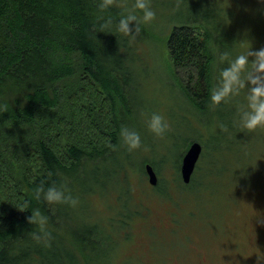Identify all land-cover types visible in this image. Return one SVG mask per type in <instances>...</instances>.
<instances>
[{"label":"trees","instance_id":"1","mask_svg":"<svg viewBox=\"0 0 264 264\" xmlns=\"http://www.w3.org/2000/svg\"><path fill=\"white\" fill-rule=\"evenodd\" d=\"M224 1L236 10L222 1L220 15L205 11L200 18L177 20L154 34L141 23L138 34L125 35L118 31L121 15L129 12L122 0L104 10L99 8L102 0H0V264H107L105 255L111 252L116 255L108 264H125L121 247H113L105 227L107 210L95 205L98 199L90 193L116 185L119 204L130 208L118 220L128 238L123 243H128L134 223L151 211L141 197L133 204L134 173L148 178L145 166L154 167L158 183H140L156 190L153 197L164 195L170 181L176 196L177 189L187 192L202 184L205 160L208 164L213 149L200 133L183 142L176 170L169 168L174 175L164 185L162 160L147 157L135 163L119 133L122 125L132 129L137 122L135 94L147 75L139 71L137 51L147 49V39L160 42L163 67L179 86L183 101L201 116L207 115L211 89L220 82L221 54L237 56L264 47V0ZM242 3L247 7L241 9ZM108 19L112 23L101 31ZM237 96L243 106L233 113L240 122L224 123L230 135L219 145L227 150L236 145L240 169L218 180L228 188L241 185L231 188L235 209L249 192L264 196V128L242 127L247 88ZM230 113L219 108L217 115L227 120ZM195 141L201 143L202 153L191 181L185 183L182 159ZM214 163L211 158L209 164ZM131 166H137L133 174ZM41 182L45 192L66 185L78 204L48 203L43 193L37 199L34 189ZM34 209L47 217L50 247L33 239V232L40 233L38 225L27 221ZM133 216L129 231L126 225ZM200 223L221 234L215 225Z\"/></svg>","mask_w":264,"mask_h":264},{"label":"rangeland","instance_id":"2","mask_svg":"<svg viewBox=\"0 0 264 264\" xmlns=\"http://www.w3.org/2000/svg\"><path fill=\"white\" fill-rule=\"evenodd\" d=\"M222 1L226 3L224 0H179L177 7L178 0H150L156 18L146 25L154 34L177 20L200 18L205 11H213L220 15L225 7ZM123 2L127 10L134 11L137 18L142 21V11L134 10L132 7L135 0H122V5ZM226 4L236 10L234 5ZM245 7L246 3L240 5L241 9ZM168 31L169 28L166 32ZM150 32L147 31L149 36ZM142 43L145 44V41H137V44ZM146 44L145 51H137L139 71L147 75L142 79L145 84L142 90L135 91L137 122L132 129L140 134L141 147L133 151L134 162L138 163L147 157H154L159 162L162 160L161 164L164 167L160 171V177L164 185L165 180H170L174 175L169 168L176 170L182 155L183 142L193 134L200 133L205 137L208 148H211L210 151L213 149V152L208 157V164L205 160L202 184L187 192L177 189L179 193L177 196L174 189L176 187L170 181L164 195L160 193L159 196L153 197L154 194L151 195V192L156 190L146 185L148 183L146 175L140 172V175L135 174L133 169L137 166L129 168V173H134L132 176L134 206L140 202L138 199L141 197V201L145 202L151 211L142 218L143 221L134 223L132 233L130 232L132 241L128 243H123L128 238H125L124 228L118 220L121 218L120 214L125 212L127 214V209L130 208L119 204L117 197L119 189L115 185L100 191L102 187L99 186L97 190L91 192V196L98 199L94 201L95 205H104L107 210L104 214L105 227L113 236V247L115 246V249L121 247V258L125 264H256L258 257L264 261V196L249 192L240 198V206L235 209L237 200L231 188L236 185L240 188L241 185L234 184L228 188V185L224 187L223 183L218 181L229 179L240 169L236 145L230 150L219 145L229 138L227 135H230L228 130H225L224 123L240 122L233 113L243 106L238 102L239 97L230 96L227 102H221L219 105L210 102L207 115H199L196 109L183 101L178 92L179 86L163 67L160 42L155 38H149ZM235 57L230 55V59ZM227 66L228 61H224V66L219 64L217 68ZM177 74L181 75L179 70ZM219 108L231 111L227 120L218 117ZM153 112L163 115L169 124V130L163 136H156L147 127V120ZM211 158L215 162L213 165L209 164ZM142 180L146 183L143 186L140 184ZM101 205L100 209H103ZM229 209L230 213L225 215ZM135 217L133 216L126 225L127 230L131 231L130 224ZM200 222L215 225L221 234ZM225 227L226 234L223 232ZM115 255L112 252L105 255L107 264L113 261Z\"/></svg>","mask_w":264,"mask_h":264},{"label":"clouds","instance_id":"3","mask_svg":"<svg viewBox=\"0 0 264 264\" xmlns=\"http://www.w3.org/2000/svg\"><path fill=\"white\" fill-rule=\"evenodd\" d=\"M114 3L115 0H102L99 8L101 10L107 9ZM132 7L134 10H141L143 17L142 21L139 20L134 11L128 12L127 15L122 14L118 23V31L125 35L138 34L141 30V23L147 24L156 18V13L151 7L150 0H135ZM100 19H103V17ZM133 22H136L134 30L132 27ZM111 23V19H108L100 25V30L103 31ZM220 60L221 62L228 61V66L221 70L218 86H213L211 89V103L219 105L221 102H227L230 96L239 95L242 89L247 88V108L240 113L242 127L249 131L264 128V47L257 50L251 48L246 53L237 55L234 59H230L229 52H224L221 54ZM147 127L150 132L158 137L163 136L169 130V124L165 117L156 112H153L147 120ZM119 135L129 152L141 147L140 134L135 130L122 125ZM61 188L63 190L52 186L48 187L45 192L44 183L41 182L34 189V192L37 199L43 193V198L48 203H67L75 207L78 204V199L72 197L70 189L66 185H61ZM65 192L68 194L66 195ZM20 210L24 211V209ZM27 221L39 227L40 233L33 232V239L38 243L43 241L46 246L50 247L53 237L46 230L47 217L43 216L39 209H34L32 214L27 217ZM256 264H261L260 257L257 258Z\"/></svg>","mask_w":264,"mask_h":264},{"label":"water","instance_id":"4","mask_svg":"<svg viewBox=\"0 0 264 264\" xmlns=\"http://www.w3.org/2000/svg\"><path fill=\"white\" fill-rule=\"evenodd\" d=\"M201 153L202 145L199 141L193 142L186 150L181 164L182 178L185 183H189L191 181ZM145 168L149 182L153 185H156L158 183V176L154 167L148 163Z\"/></svg>","mask_w":264,"mask_h":264}]
</instances>
